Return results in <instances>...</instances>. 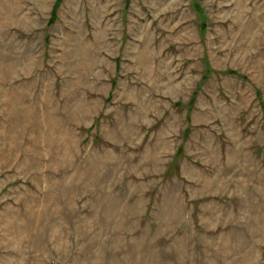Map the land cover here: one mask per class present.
I'll use <instances>...</instances> for the list:
<instances>
[{
    "label": "rangeland",
    "instance_id": "rangeland-1",
    "mask_svg": "<svg viewBox=\"0 0 264 264\" xmlns=\"http://www.w3.org/2000/svg\"><path fill=\"white\" fill-rule=\"evenodd\" d=\"M0 264H264V0H0Z\"/></svg>",
    "mask_w": 264,
    "mask_h": 264
}]
</instances>
